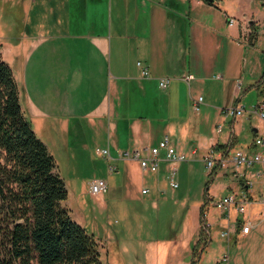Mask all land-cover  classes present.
Listing matches in <instances>:
<instances>
[{"label": "crops", "instance_id": "1", "mask_svg": "<svg viewBox=\"0 0 264 264\" xmlns=\"http://www.w3.org/2000/svg\"><path fill=\"white\" fill-rule=\"evenodd\" d=\"M1 18L6 19L9 34L15 32L6 36L0 31V55L6 59V53L11 54L8 63L19 88L21 107L36 124L35 132L39 136L40 131L39 137L56 161L65 152L68 161L76 163L77 171L79 161L87 164L94 160L90 153H84L90 143L71 145L69 134L76 129L75 124L77 128L86 123L98 128L108 122V144L97 147L109 148L112 160L107 159L108 164L120 159L111 151V134L118 138L119 130L127 135L126 149L155 145L152 138L161 131L158 142L169 136L187 160L200 150L204 151V159L217 144L236 148L243 124L254 118L251 109L239 115L244 118L233 116L221 140L227 116L224 111L235 103L246 107L242 93H256L257 100L250 108L264 95V0H0V22ZM230 19L236 22L230 24ZM252 31L256 32V40L251 45ZM143 70L148 74L143 75ZM163 79L168 82L163 88L167 89V98H160L156 92ZM200 95L206 107L201 120L204 124H198L205 129V136L197 147L187 150V141L182 139L188 134L190 118L183 107L186 98L193 105ZM218 117H223L218 124L221 130L216 125L207 137L205 125ZM259 121L260 125L251 124L254 138L264 135ZM254 138L241 148L254 150ZM75 148L82 154L78 160ZM116 151H120L118 147ZM124 161L134 162L141 172H147L137 161ZM171 167L163 162L158 173H149L163 178ZM223 171L225 177L232 175L231 167ZM233 181L226 186L229 193L239 185L235 178ZM143 188L149 192L143 194L141 190V194L148 195L150 187L143 184ZM262 210L260 202L254 203L246 214L253 222L249 233L235 231L232 239L226 240L229 248L234 245L228 264H250L257 258L261 264ZM207 219L211 228L224 223L216 217L210 221L208 215ZM185 227L178 244L184 251L179 261L185 257L188 261L184 264H200L204 249L212 241L208 228L210 238L195 255L200 207L194 224L188 225L186 220ZM175 237L140 241L139 248L145 246L141 255L124 244L122 264H161L167 250L177 252ZM221 260L217 258L216 264Z\"/></svg>", "mask_w": 264, "mask_h": 264}, {"label": "rangeland", "instance_id": "2", "mask_svg": "<svg viewBox=\"0 0 264 264\" xmlns=\"http://www.w3.org/2000/svg\"><path fill=\"white\" fill-rule=\"evenodd\" d=\"M5 20L1 18L0 31L6 33V36L14 35L15 32L13 31L9 34L7 24H4ZM10 56L11 54L6 53V59L4 60H7V63L10 62ZM166 91L167 89L156 87L157 95L160 98H167ZM241 98L246 110L251 109L252 111L254 107L250 108L249 106L257 100L256 93H250L247 96L242 93ZM185 101L183 110L188 111L190 119L188 134L182 140L187 141L185 148L190 150L192 147H197L205 136V129H201L202 127L199 126L198 122H201L206 106L203 103L199 111H195L190 98L188 100L186 98ZM253 116L251 123L247 121L243 124L244 130L240 132L236 148L243 147L244 144L249 143L254 138L251 124L253 126L260 125V121L255 114ZM242 117L244 118V116H238V118ZM222 118L218 117L216 121L212 118L205 125L207 137L213 134L216 125L223 122ZM232 120L233 116H225L224 129L220 134L221 140L229 131ZM201 123L204 124V122ZM32 125L34 128L36 127L35 123H32ZM75 128L69 134L71 145L81 147L83 142L90 143V147H86L87 150L84 153H88V155L90 153L94 161H88L87 164L79 161L77 171L74 168L76 163L69 162L65 152L57 158L60 174L64 178L69 192L68 198L64 202L72 217L76 221L79 220L77 222L96 238L103 264H122L121 259L125 257L124 244L128 245L131 250L135 248L141 255L145 250V246L142 244L139 248L140 241L158 238L171 239L175 236L178 240L176 243L177 252L167 250L163 260L164 263L161 264H184L188 261L185 257L179 261L184 251L183 247H178V244L181 245V240L186 232V220L188 225L194 224L199 207L201 208L207 200V185H209L210 190L208 193L211 194L210 196H214V201H219L229 195L230 191L226 186L234 182L232 175L225 177V172L221 170L218 175L210 176V171L206 168L204 159L201 156L204 153L203 150H200L198 155L190 160L178 163L176 180L179 187L175 190L170 187V171H167L166 174L164 172L163 178H158L156 174L141 172L134 162L121 159L112 161V164L117 165L118 171L109 174L107 159L96 153L97 147L107 146L108 144V122H103L98 128L91 127L87 123L82 127L79 126V128L75 124ZM38 134L41 135L40 131H38ZM158 134V137L152 138L153 144H156L158 138L162 136L161 131ZM117 136L118 138L115 134H111V151L114 157H117L118 154L117 147L118 150H122V148L126 149L129 146L124 131L119 130ZM62 138H65V141L67 140V136H62ZM182 142L180 140L179 143ZM73 151L78 160L82 155L81 152L76 148ZM95 178H104L108 181L109 188L106 193L95 195L89 192V182ZM143 184L150 187L148 195L141 194ZM209 205L206 210H209L208 218L211 221L216 217L215 213H218V211L216 207L211 205L209 207ZM210 231L212 241L204 249L200 264H216L217 258H221L226 254H229L231 259L234 254V245L230 248L227 246V239L220 235L218 227L214 226ZM201 246V244L198 245L197 251ZM187 254L190 258V252ZM258 263L259 258L250 264ZM261 264H264V259L261 260Z\"/></svg>", "mask_w": 264, "mask_h": 264}, {"label": "trees", "instance_id": "3", "mask_svg": "<svg viewBox=\"0 0 264 264\" xmlns=\"http://www.w3.org/2000/svg\"><path fill=\"white\" fill-rule=\"evenodd\" d=\"M255 40L252 31L250 44ZM58 168L25 115L13 70L0 55V264H103L96 238L65 206L69 192ZM209 200L200 208L195 255L210 238L205 227Z\"/></svg>", "mask_w": 264, "mask_h": 264}, {"label": "built area", "instance_id": "4", "mask_svg": "<svg viewBox=\"0 0 264 264\" xmlns=\"http://www.w3.org/2000/svg\"><path fill=\"white\" fill-rule=\"evenodd\" d=\"M230 24L236 22L235 19H230ZM140 66V62H138ZM143 75H147V71H142ZM220 77V76H217ZM168 82L160 81V87L166 88ZM264 91V90H263ZM203 97L200 95L193 101L195 111H199ZM246 111L245 107L239 103L233 104L226 109L225 114L237 117ZM256 114L264 127V95L263 98L254 106L251 111ZM222 128L218 125V130ZM254 150L248 148H232L231 145L225 149H215L213 147L210 152L204 157L206 168L211 172L214 169L221 171L231 167L232 176L239 182L236 189L231 191L229 195L219 201L209 200L211 206L216 207V219L224 221L218 225L220 235L227 240H231L234 232L247 234L253 227V222L246 216L251 206L260 202L263 205V210L260 211V216L264 217V135H256L253 141ZM98 154L103 155L108 161L112 160L109 148L97 149ZM196 154V151L194 152ZM118 157L124 160L137 161L143 171L158 173L163 162H169L172 167L170 169L169 183L170 187L175 190L179 187L176 180L178 171V163L186 161L188 156L179 151L177 146L172 144L169 136H164L155 145H143L132 149L118 151ZM260 167V169H256ZM117 170L116 165L109 163L107 171L109 174ZM109 184L104 178H95L89 182V192L95 195L104 194L108 191ZM149 192L148 188H143L142 193ZM209 205V207H211ZM209 210L205 212L207 219ZM206 228H211V222L205 220ZM217 227V226H216ZM229 255L226 254L220 261L221 264H228Z\"/></svg>", "mask_w": 264, "mask_h": 264}]
</instances>
